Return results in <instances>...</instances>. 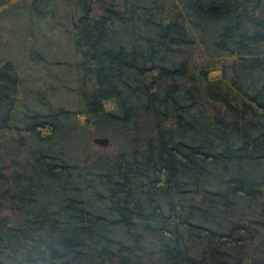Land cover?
I'll list each match as a JSON object with an SVG mask.
<instances>
[{
	"label": "trees",
	"instance_id": "16d2710c",
	"mask_svg": "<svg viewBox=\"0 0 264 264\" xmlns=\"http://www.w3.org/2000/svg\"><path fill=\"white\" fill-rule=\"evenodd\" d=\"M49 6L69 58L40 26L0 38V264H264V0L0 19ZM88 127L109 144L71 162Z\"/></svg>",
	"mask_w": 264,
	"mask_h": 264
},
{
	"label": "rangeland",
	"instance_id": "374dc122",
	"mask_svg": "<svg viewBox=\"0 0 264 264\" xmlns=\"http://www.w3.org/2000/svg\"><path fill=\"white\" fill-rule=\"evenodd\" d=\"M18 4H20V3H18ZM22 4H23V2H22ZM50 8H51L50 6L47 8L48 11H47L46 15L44 14V17L38 21L39 23H35L34 19H33L32 20L33 24L31 22V24L33 26L31 27V25H30L28 30H26V25H27L26 18L28 15H27L26 10H21V8L19 7L18 11L20 13V16H19L18 20L15 19L18 22H13L12 19H8V18L0 19V38H2L4 40H7V38H9V39L10 38H19V36H18L19 33L23 32L26 35L27 33H29L31 31L32 28L40 26L38 28V30L42 31V33H44V36L42 38H50L51 39L50 49L52 51H55L56 50L55 42H58L61 45V49L63 50V53H67L65 59L69 58L70 54H71L69 36L67 33L63 32V30L55 27V22L49 18V17H51L50 12H52ZM53 19L55 20L57 18L54 17ZM63 22H65V21H63ZM31 37H29V38H31ZM37 37L40 38V34ZM15 50H16L15 51V59L19 60L20 62H23L25 59L24 58V55H25L24 49H22V50L15 49ZM92 131H93V129L91 127H88L87 129H85V131L80 132V135L77 138L79 140L76 141L77 144L76 145L73 144V146H72L73 150H74V155L70 156L71 162H75L77 160L78 156L76 155V153L78 152V150L80 148H83V146L86 144V141L90 142V146L88 145L89 150L94 151V150H98L99 147L100 148L102 147V146H98L96 144H93L91 142L92 137L101 136V137H106L107 139L109 138L107 135H104V134L101 135L100 133H94V134L90 133ZM108 141H109V139H108ZM107 144H109V142Z\"/></svg>",
	"mask_w": 264,
	"mask_h": 264
},
{
	"label": "water",
	"instance_id": "95a60500",
	"mask_svg": "<svg viewBox=\"0 0 264 264\" xmlns=\"http://www.w3.org/2000/svg\"><path fill=\"white\" fill-rule=\"evenodd\" d=\"M91 142L98 146H106L108 143V139L106 137L95 136L92 137Z\"/></svg>",
	"mask_w": 264,
	"mask_h": 264
}]
</instances>
